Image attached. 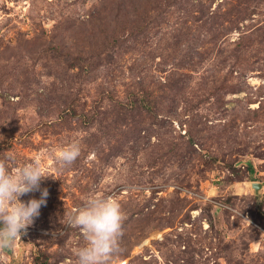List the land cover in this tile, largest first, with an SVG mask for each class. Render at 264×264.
Returning <instances> with one entry per match:
<instances>
[{"label":"rangeland","instance_id":"1","mask_svg":"<svg viewBox=\"0 0 264 264\" xmlns=\"http://www.w3.org/2000/svg\"><path fill=\"white\" fill-rule=\"evenodd\" d=\"M221 1L156 2L147 33L111 51L99 45L101 36L95 37L107 20L95 16L101 0H0V158L13 155L9 166L15 170L39 157L49 175L40 191L21 197L40 199L43 189L49 192L26 234L13 249L0 253V264H36L42 253L51 255V264H77L85 241L68 223L92 195L112 196L126 219L140 220L142 228L131 219V229L125 230V240L135 241L133 254L117 256L113 264H128L140 254L151 264H264V0L263 12L244 23L255 29L250 53L256 62L241 78L244 90L225 97L229 109L237 98L252 97L249 107L262 105L261 113L246 124L237 121L221 138H203V146L195 145L201 155L191 161L159 158L172 142L182 141L180 135L187 137L189 124L181 122L186 118L177 119L171 111L180 114L185 100L208 98L194 107L207 113L215 101L202 94L192 99L187 90L189 84L197 86L199 73L215 65L213 58L196 68L182 66L184 44L176 45L171 34L183 32L181 40L186 41L188 33H205L202 21ZM151 13H143L142 19L149 20ZM240 33L235 30L229 39ZM90 43L96 44L94 53L105 52L79 60ZM172 72L182 74L183 93L176 88L172 95L165 86ZM192 73L196 78L190 82ZM140 78L163 96L158 119L172 117L171 123L140 124L138 116L122 120L121 102H127ZM96 106L100 112L95 113ZM209 118V125L227 120L214 112ZM133 119L140 120L139 130ZM74 140L81 155L71 166L59 168L54 154ZM253 182L263 183L258 193Z\"/></svg>","mask_w":264,"mask_h":264},{"label":"trees","instance_id":"2","mask_svg":"<svg viewBox=\"0 0 264 264\" xmlns=\"http://www.w3.org/2000/svg\"><path fill=\"white\" fill-rule=\"evenodd\" d=\"M159 1L163 2V0H101L99 7L95 11V16L98 20H101L102 18L103 20H107L105 23V29L95 32L96 38L97 36L102 37L100 44L99 42L98 44L100 46L105 44L108 46V50L114 51L116 49H123L131 39L137 41L139 37H143L150 26L149 21L151 19L155 20L157 5L154 4ZM174 1L177 2L178 0ZM210 1L211 3H215L216 0ZM145 2H147L146 4L149 8L146 7ZM262 2L263 0H222L218 5L217 10L211 11V14L202 21L201 28L206 31L205 33L199 31L197 33H188L186 41L181 40L184 34L183 32L179 31L171 34V38L177 37V40L175 41L176 45L179 44L182 46V44H184V47L182 46L179 53L182 66L185 65L189 68H196L194 66L197 64L201 65L209 57L213 58L215 65H208L204 71L199 73L197 77L199 80L196 83L197 86L190 88L189 86L191 85L189 84L187 90L191 91L190 95H192V99H196L202 94L214 96L215 101L212 102L210 110L207 113L200 114L198 111H195L194 107H199L200 104L205 102L208 98L197 101L196 103H192L193 100H185L184 111L180 114L176 113L174 115L173 111H171V115L177 119H181V116L185 117L186 119H182L181 122L183 123L186 121L189 124V128L187 131V137L180 135V137H182L181 142H172L167 148L166 153L159 156L161 160L168 158L170 155L176 160L181 161L182 164L191 161L195 155L196 157L201 155L195 145L201 144V146H203L204 142H206L203 138H221L223 137L224 131L226 134L236 128L237 121L246 124L250 119H253L256 115L261 113L260 108L262 105L255 109L249 107V104L254 102L252 97L237 98V104L232 107V109H229L227 106L230 102H227L225 97L229 93H238L244 90L240 83L241 78L244 77V75H247L248 71L252 70V67L256 62L254 60L255 58L253 59L256 55L250 53L253 49L252 45L254 42L250 32H253L255 29L249 28L244 23L246 20L254 18L253 16L256 12H263L261 7ZM210 8L211 5L208 7L209 11ZM149 11L152 12L151 14L153 15L150 16L151 18L149 20L144 21L142 19V14H148ZM111 18L115 21H109ZM235 30L240 31L241 33L237 39L231 41L229 36ZM199 41H201V43H199ZM94 45L96 44L90 43V49L84 50V53H81L78 59H94V57H100L105 52L104 49L101 48L100 52L94 53L92 51L93 48H91ZM107 57L113 58L110 51H108ZM227 64L230 65L229 70L226 73L221 74ZM192 70L198 71L196 69ZM175 73L176 72H172L169 74L168 81L165 82L167 83L165 86H168V90L172 95H174L172 90L177 88L179 93H183V89L185 88L184 78L180 76L182 74H177L178 77ZM195 78L194 73H192V75L190 74V82ZM132 87V90L128 91L126 95L127 102L122 101L120 105L124 110V117L122 120L125 119V116H138L141 121L133 119L134 125L137 128L139 121L140 124L144 123L142 120L147 121L150 124L157 121L161 126L166 125V123L164 124L165 119H167V122L171 123L172 117L158 119V116L162 112L160 101L162 102L163 96L155 95L157 90L152 88L153 86H151V83L146 84V82L140 78L138 81H134ZM202 90L204 92H202ZM152 95L154 96L153 98H151ZM146 98H151V100ZM262 102L263 101H261V103ZM177 104H179V102ZM96 112H100L97 106L95 107V113ZM211 112L219 113L223 119L227 118L226 122L221 124L220 121L217 124L212 123L213 125H209V122L211 121L209 118ZM218 127H220V130L216 129ZM213 129L214 131L212 134L211 130ZM221 129H223V131ZM203 132L206 133L204 134ZM158 139L161 140L160 138ZM202 148L205 149L204 147ZM187 154H189V156H187ZM156 161L157 159L152 162L155 163ZM248 166L251 168V165ZM137 212H141V210H138ZM150 214L153 213H147V215ZM132 217L130 219H125L124 221L123 244H121L122 253L119 255L122 259L130 257L133 254L135 247V241H132L131 239L125 240L124 238L126 235L125 230L129 227L127 226V221L133 219L134 224H137V227H140V220L138 221L137 218ZM143 218H147L146 215L143 216ZM129 228L131 229V227ZM136 229L133 231H136ZM50 259L51 255L42 253L40 257H36L35 263L51 264ZM58 261L59 260H55V263ZM138 261H142L145 264H151V261L142 258V254L134 255L128 264H133Z\"/></svg>","mask_w":264,"mask_h":264},{"label":"clouds","instance_id":"3","mask_svg":"<svg viewBox=\"0 0 264 264\" xmlns=\"http://www.w3.org/2000/svg\"><path fill=\"white\" fill-rule=\"evenodd\" d=\"M80 155V143L74 140L56 152L54 159L59 168H66ZM14 161L11 154L0 158V253L13 249L21 235L26 234L49 195L45 188L40 199L22 201V196L40 191L41 182L49 175L39 157L15 170L9 166ZM125 219L120 202L112 196H90L68 223L79 230L85 241L77 252V264H113L122 253Z\"/></svg>","mask_w":264,"mask_h":264},{"label":"water","instance_id":"4","mask_svg":"<svg viewBox=\"0 0 264 264\" xmlns=\"http://www.w3.org/2000/svg\"><path fill=\"white\" fill-rule=\"evenodd\" d=\"M252 184L255 187L257 193L259 192V188L263 187V183L261 182H253Z\"/></svg>","mask_w":264,"mask_h":264}]
</instances>
